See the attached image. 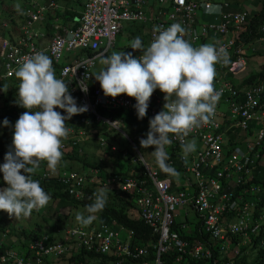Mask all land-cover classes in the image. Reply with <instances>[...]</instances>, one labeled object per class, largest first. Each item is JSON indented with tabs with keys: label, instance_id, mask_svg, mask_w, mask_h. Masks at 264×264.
<instances>
[{
	"label": "built area",
	"instance_id": "obj_1",
	"mask_svg": "<svg viewBox=\"0 0 264 264\" xmlns=\"http://www.w3.org/2000/svg\"><path fill=\"white\" fill-rule=\"evenodd\" d=\"M208 5H219L221 11L208 14ZM227 5L223 0H84L75 26L70 27L57 21L56 0L25 1L18 26L7 30L5 36L0 34L1 70L19 83L14 69L25 57L44 52L52 59L56 77L68 84L78 106H87L86 112L78 114L81 127H68L71 132L62 141L63 153L69 155L76 149L81 155L85 150L84 139L91 138L98 147H108L104 130L115 129L123 134L133 149V163H139L141 171H128L121 179L112 176L103 181L93 168L89 182L103 181L105 187L117 185L132 201L130 208L134 216L148 227L149 233L147 240H141L135 230L102 211L87 227H58L28 241L23 251L7 245L0 252V264H186L192 259L210 258L214 242L219 243L218 262L233 264L241 246L251 242L261 227L264 230V202L261 213L253 216L261 200L254 196L264 195L261 181L264 179V127H250L252 121L264 124V104L258 97L260 88L254 83L235 85L248 67L242 55L244 44L240 41L236 45L235 40L249 24L250 16L245 8L224 11ZM202 15H213L219 21L210 22ZM173 23L185 28L184 39L193 47L214 44L225 48L230 56L228 64L215 65L214 88L221 95L214 115L186 138L195 140L196 150L184 158L181 141L175 138L167 147L168 163L179 173L178 177L163 174L154 157L142 155L138 144L146 136L139 129L132 136L123 129L125 112L137 119L135 99L125 94L105 97L94 78L98 61L106 55L105 51L113 45L123 26L131 25L133 29L135 25H142V30L133 29L137 33L133 39L141 37L147 46L158 34L154 26L166 29ZM230 23L234 28L231 35H226ZM6 25L3 22L2 28ZM210 31L223 35L208 41ZM129 52L133 57L142 54L130 47ZM163 96L159 89L153 92L150 99L162 105L157 108L149 102L143 120L151 119L162 110ZM94 124L97 127H92ZM58 178L69 197L93 202L94 197L86 196L83 187L87 180L85 174L64 170ZM235 188H240L238 195L234 194ZM110 200L108 195L107 204ZM185 207L194 210L199 231L207 237L191 243L174 229L175 226L182 230L188 228L190 221ZM232 234L241 235L237 245L228 238ZM172 250L177 253L169 263L164 255Z\"/></svg>",
	"mask_w": 264,
	"mask_h": 264
},
{
	"label": "clouds",
	"instance_id": "obj_2",
	"mask_svg": "<svg viewBox=\"0 0 264 264\" xmlns=\"http://www.w3.org/2000/svg\"><path fill=\"white\" fill-rule=\"evenodd\" d=\"M25 1L0 0L1 35L18 26ZM220 11L219 5L206 7L208 14ZM3 22L7 24L5 28H2ZM154 31L158 34L147 46L140 37L129 42L133 51L142 53L139 57L123 51L102 56L100 63L105 67L94 78L105 97L125 94L134 98L137 119L146 116L150 97L156 89L164 94L162 110L149 120L146 138L139 143L142 149L154 148L151 155L162 172L178 177L179 173L168 163L167 147L175 138L181 141L184 158L196 150L195 140L186 138L214 115L221 95L214 88L215 65L228 64L230 56L225 48L214 44L193 47L184 39L185 28L179 23L166 29L154 26ZM4 74L0 68L1 115L13 109L18 111L19 118L9 126L7 118L0 117V131L3 126L14 129L9 150L0 164L4 184L0 187V211L10 218H28L33 210L39 212L51 199L40 181L33 177L42 162H46L49 170H56L63 155L62 141L67 140L71 132L66 122L86 112L87 106L77 105L68 84L56 77L52 59L44 52L25 57L14 69L19 83ZM81 90L86 92L87 88ZM15 94L14 98H8ZM22 109H25L23 113ZM55 109L63 110L64 114ZM107 192L106 188L99 189L93 194V202L76 214L75 219L81 226L87 227L97 219L96 214L107 204ZM33 229L35 234L28 231V241L42 235L40 229ZM0 240V252L7 245L18 249L8 239Z\"/></svg>",
	"mask_w": 264,
	"mask_h": 264
},
{
	"label": "trees",
	"instance_id": "obj_3",
	"mask_svg": "<svg viewBox=\"0 0 264 264\" xmlns=\"http://www.w3.org/2000/svg\"><path fill=\"white\" fill-rule=\"evenodd\" d=\"M228 5L223 7L224 11H238L240 9H229V2L226 1ZM259 6L258 9H247L250 20L249 24H247L242 31L239 32L238 37L236 38V45L239 42H243L244 48L242 49V55L245 57L248 67L243 76L239 77L236 80V86L248 85L250 83H254V85L260 88V94L258 95L260 99V103L264 104V0H258ZM243 8V7H242ZM71 18L70 12L66 11L65 7L61 6L57 11L56 19L59 20H66ZM210 22H218L219 20L215 19L213 15L207 18ZM126 31L131 37H135L137 34L129 25H125ZM142 25H135L134 29L142 30ZM234 26L232 23L228 24V30L226 31V35H231ZM50 32V31H49ZM221 36L223 34H220ZM218 33H214V31H210L207 34V40L210 41L217 40L220 38ZM141 38V37H140ZM142 40V38H141ZM143 42V40H142ZM140 53V51H136ZM234 85V86H235ZM16 94L12 97L11 95L8 97L14 98ZM241 98V97H240ZM56 111L63 113L61 109H55ZM25 109H22L21 112L23 113ZM262 111L264 112V105L262 107ZM2 110H0L1 115ZM114 114V113H113ZM116 114H119L117 112ZM3 120L7 118L9 121V126H13L16 120L19 118L18 111H14L13 109H8L7 112L0 116ZM125 121L127 123V127H129V123L133 121V117H131L128 112H125ZM93 123L94 120H92ZM80 118L78 115H74L70 120L66 122L67 127H81ZM264 127L263 122L261 121H252L250 123V127ZM92 127H97L96 124L92 125ZM106 127V126H103ZM1 128V127H0ZM13 127H2V131H0V164L4 162L3 157L5 153L9 150V147L12 142V135H13ZM108 144V147H99L100 152L105 156L108 155L109 157H102L100 156L89 158V155L86 150L82 152L81 155L77 153V150L74 149L73 153L67 155L63 153L61 160L68 161L67 167L58 166L55 171L49 170L47 168L46 162H42L40 168L37 171V174L33 177V179L39 180L41 187L53 196V199L60 200L61 203L69 202L75 207H85L86 205L90 204L87 198L83 200H75L67 195L63 185L59 181L58 175L60 172L64 170H75L80 174H85L86 181L84 182V189L87 191L86 196L94 197V193L97 192L101 188L108 189L107 194L110 197V202L105 206L103 209L104 212L109 214L116 222L123 224L125 227L133 229L136 231L138 237L143 240H147V235L149 233L148 227L133 214V211L130 207L133 206V203L130 199H127L126 196L123 195L122 191H120L117 185L105 187L103 185V181L106 180L107 177L116 176L117 178H123L126 176L128 171H133L134 173H138L141 171V165L139 163H133V156L126 149L123 144H119L116 142V138L113 137L110 130H104L103 132ZM109 138H114L115 144L112 143ZM114 146V149L111 148ZM152 149V147H150ZM125 152V154H124ZM65 161H61L63 164ZM72 163L79 164L78 168H75ZM65 168V169H63ZM97 169V175L102 177L101 183L96 182H89V178L93 176V173L90 171L91 169ZM41 169H43L44 173H47L48 176L41 175ZM166 174V173H163ZM120 178V179H121ZM256 181L258 179H255ZM264 183V179L261 180ZM3 180H2V173H0V187H3ZM240 188H235L234 194H239ZM255 198H260L261 200L256 204L255 210L253 211V216L255 218V214L258 215L261 213V209L263 202H264V195H255ZM52 210V209H51ZM14 221V219L11 218ZM190 221L188 224V228L186 230L179 229V227L175 226L174 229L178 231L183 238L188 240L191 243L200 237H207L206 234H202L199 231V220H188ZM16 223V221H15ZM11 225V224H10ZM6 221L2 227H4V232L10 234H16L20 236V234H24L26 232L28 237V231L35 234V230L33 228H39V224L35 222V227L28 230L26 227L18 226L14 227L13 223L11 227ZM263 225V224H262ZM251 242L247 243L244 246H241L240 252L234 257L233 264H264V243L262 244L260 241L264 242V230L261 229L255 233ZM229 240L234 243V245L241 242V235L240 234H232L229 235ZM256 239V240H255ZM233 240V241H232ZM212 256L210 258H203L201 260H189L186 264H220L221 261L218 262V252H219V243H212ZM176 251L172 250L169 253L164 255V258L167 262H171L176 255Z\"/></svg>",
	"mask_w": 264,
	"mask_h": 264
},
{
	"label": "rangeland",
	"instance_id": "obj_4",
	"mask_svg": "<svg viewBox=\"0 0 264 264\" xmlns=\"http://www.w3.org/2000/svg\"><path fill=\"white\" fill-rule=\"evenodd\" d=\"M133 38H130L129 34L126 31L125 26H123L122 31L117 34L115 41L113 43V45H111V47L107 50V54L111 55V53L113 51L116 52H121L123 51L124 53H129V42L132 41ZM138 121V127H136L137 129H141L142 133L146 135L147 131L143 130L144 127H148V122L147 121H143V120H137ZM110 127V126H108ZM125 132L132 136L133 135V131L130 128H127L125 126H123ZM113 135V137L116 138V142H118L119 144H123L126 149L128 151H130V153L133 155V149L130 145V143L128 142V140L123 136V134H121L119 131L115 130V129H109ZM109 140L115 144V140L114 138H109ZM94 146V145H93ZM140 150L142 151V155L145 158H148L149 154L151 153V149L150 147L147 149H142L140 147V143L138 144ZM89 155V158L95 157L96 158V153L99 150L98 147L94 148H90V146H88L85 149ZM73 166L75 168L79 167V164L77 163H72ZM51 197L49 203L43 208L41 209L39 212L33 210L32 214L30 217L28 218H16L19 219L20 222H22L23 220H25L27 222V229L30 230L33 227H35V222L39 224V228H40V232L42 234H49L53 231H55L58 227L63 229L65 226H72V225H77V226H81L79 224V222L76 221L75 217L76 214L78 212H83L85 207H75L74 205H72L69 202L66 203H61L60 200H56L53 199V196L48 193ZM52 209V210H51ZM185 210L188 211V219H192L194 221L197 220L196 214L194 212V210L192 208L189 207H185ZM86 214V213H85ZM87 215V214H86ZM10 217L8 216L7 213L0 211V226L3 225L6 221L9 224L10 221ZM14 219V218H12ZM177 219H181V218H177ZM12 225V224H11ZM10 225V227H11ZM6 233L1 230V238H3V240L6 241ZM13 237V235H11L8 238V242H12L11 238ZM16 242V239H15ZM14 244V243H13Z\"/></svg>",
	"mask_w": 264,
	"mask_h": 264
},
{
	"label": "crops",
	"instance_id": "obj_5",
	"mask_svg": "<svg viewBox=\"0 0 264 264\" xmlns=\"http://www.w3.org/2000/svg\"><path fill=\"white\" fill-rule=\"evenodd\" d=\"M83 1L84 0H57L56 2L58 3L59 7H60V4H61V6L65 7L66 11H69L70 12V16H71V18H69V19L59 20L58 22H60L62 24H65L67 26H70V27L75 26V24L77 22V18L79 17V13L81 12V10L83 8ZM223 1H228L229 2V6H228L229 9H241L242 7L243 8L245 7L247 9H250V8L258 9V6H259L258 0H223ZM202 18L207 19V18H209V16L202 15ZM131 28H132V26H131ZM105 53H106V56H107L108 55L107 54V51H105ZM103 67H105V66L102 65L100 63V60H99L98 61V65H97V69H96L97 72H99ZM150 102H152L153 105L155 107H157V108L160 105H162V104H156L152 99H150ZM128 114H130V113H128ZM130 115H131V117H133V121H131L129 123V127H127L126 121L124 122V125L123 126H125L127 128H130L133 132H135V131L138 130L136 128V127H138V121L137 120H143V119H136L134 115H132V114H130ZM149 120L150 119H144L143 121L149 122ZM139 130L142 132L141 129H139ZM143 130H146L147 131L148 130V127H144ZM82 145H83V147L85 149L88 146H90V148H92V147H94V148L98 147L93 138H91V139H84V142H83ZM97 156H100V158H102V157H105V158L106 157H109L108 155H105L104 156L100 151H98L96 153V157ZM148 158L149 159H153V156L151 155V153L149 154ZM61 161H65V162L63 164H61ZM61 161L58 164V166H61L62 165V167H67L68 161H66V160H61ZM63 169H65V168H63ZM69 171H71V170H69ZM41 175H43V169H41ZM15 221H16V223H15ZM12 223H13V226L14 227L22 226V227H26L27 228V225H28L25 220H23L22 222H20L19 219H16V218H14V221L10 219L9 225L12 224ZM8 227H10V226H8ZM1 230L4 231V227L0 226V237H1ZM5 233H6L5 238L8 239L9 236H10V233H7V232H5ZM26 236H27L26 233L25 234H20L19 237H17V235L14 234L13 237L11 238V241H13V243L15 244V247H17L19 250L23 251V250H25L27 248V246H25V243H27V241H28ZM0 239L3 240V238H0ZM15 239H16V242H15Z\"/></svg>",
	"mask_w": 264,
	"mask_h": 264
}]
</instances>
